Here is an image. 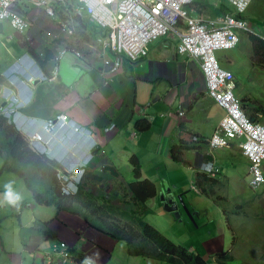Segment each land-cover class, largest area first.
Segmentation results:
<instances>
[{"label":"crops","instance_id":"1","mask_svg":"<svg viewBox=\"0 0 264 264\" xmlns=\"http://www.w3.org/2000/svg\"><path fill=\"white\" fill-rule=\"evenodd\" d=\"M223 4L228 6L226 2ZM263 11L264 0H254L247 12V17L256 21H251L250 25L257 31L262 28L258 22L264 26V16L260 15ZM207 14L209 13L206 12ZM36 19L41 22V18ZM8 26L0 24V73L12 69L26 52L24 36H18L11 29L7 32ZM32 36L36 46L54 49L49 43L44 45L40 42L39 45V36ZM100 36V30L93 27L78 32L74 47L82 56L66 54L59 63L55 81L28 85L26 93L31 100L24 109V114L40 121L66 114L77 124L95 132L99 152L94 158V170L96 177L101 178L102 182L86 180V192H99L109 206L121 207L122 194L126 193L125 185L135 181L130 160L136 157L141 164L142 179H148L156 186L155 197L146 203L149 211L145 221L158 229L157 222L163 223V218L167 223L173 224V227L181 225L184 226L185 233H191L192 228L186 226L188 222H179L163 210L160 198L163 191L171 192L174 196L188 193L183 197L194 208L198 224L196 231H199V237L205 239L209 229L206 226L207 216L204 209H212L209 203L213 202L191 188L195 175L204 163L211 162L218 169L221 174L218 178L226 181L224 186L227 197L235 195L252 199L261 195L264 187L257 192H246L249 189L248 161L241 155L236 142L229 149L213 151L211 157L208 156L210 153L207 145L201 142L195 146L197 149L185 151L181 161L175 162L171 159L172 147L181 142L184 145L189 144L192 136L206 140L224 116L223 110L207 96L197 63L177 54L178 37L168 36L150 44L146 59L137 64L123 62L119 72L113 74L104 64V59L110 54L97 43ZM238 47H243L244 51L250 48L251 53L248 52L242 62H247L253 73L264 77V68L255 55V43L243 35ZM231 58L226 61V67L234 73L239 91L242 87L237 75L241 74V69L238 60ZM248 93L245 92L244 95ZM3 96L1 88L0 100ZM255 100L262 103L256 98ZM180 111L184 112L182 117L178 115ZM140 121L148 123L147 130L137 129L136 124ZM107 129L110 131L107 132ZM71 145L73 144L69 146ZM81 147L82 145L74 149L81 150ZM63 157L70 164L79 159L80 154H74L72 149L66 147ZM229 170L231 173L226 174ZM88 186L93 187L91 192L88 191ZM114 196L118 202L113 201ZM196 204L201 210L196 209ZM213 209L221 220L215 230L218 244H223L222 250L235 248L240 238L236 240L237 244H233V233L229 229L225 213L217 206ZM256 209L259 210V215L256 218L258 222L255 236L251 240L252 245L264 244V205H258ZM237 215L234 213L231 218L228 217L232 222L238 219ZM152 216H157L158 221L149 219ZM226 239L231 240V243H227ZM109 245L112 246V243L109 242ZM247 245L241 243L240 249ZM118 249L121 255L127 257L122 248ZM216 250L214 247L208 252H220Z\"/></svg>","mask_w":264,"mask_h":264},{"label":"clouds","instance_id":"2","mask_svg":"<svg viewBox=\"0 0 264 264\" xmlns=\"http://www.w3.org/2000/svg\"><path fill=\"white\" fill-rule=\"evenodd\" d=\"M218 1H220V2L217 4L216 2H218ZM222 1L228 3V6L225 7V5L223 4ZM253 1L254 0H251L250 3L248 4V6L246 7V9L243 10L242 12H239L231 3L228 2V0H205L203 3H199V4H195V0H191L189 3L182 5V7H183L182 9L187 12V16L189 18H194V19H201L202 18L204 20L212 21L215 23L218 22L222 18V19H224L225 24L229 27L231 24H229L228 22L225 21V19L228 17V18L234 19V21L237 23L243 24V27H232L233 28L232 30L238 39L236 45L232 48H229V49L217 50L214 53L219 69L222 71L231 72L233 74L234 81H235L234 93L236 91H238V85H237L235 75L231 70H225L221 67V64H220L221 60L217 57L216 54L218 52H221V51H231V50L236 49L237 46L242 42L243 35L248 36V39L250 41H252V38H257L259 40L264 41V30H262V28H264V26L262 24H260V22H258V24L262 28H259V31L255 30L250 25L252 20H250L247 17V12L249 10L250 5L253 3ZM205 3L207 4V6H204ZM13 7H14L15 13L28 23L27 30L23 33H19L11 26L9 21L0 20V24H7V26L9 25L8 27H10V29L15 34H17L18 36H21V37L24 36V38H25L24 44L26 46V52L23 56H21L19 58L20 59L19 62L16 65H14L12 69H10L4 73L1 72L2 79L0 82V90L2 88L4 96L0 100V116L3 117L9 125H11V128L15 132V134L18 137H20L23 141L26 142V144L28 145V148L31 152H33L35 155H37L43 161L54 166L56 178L60 182V189H61L62 194L65 197L75 196L77 194L79 188H84V191H86L85 190V182L83 179L85 176V170L89 167L90 164L95 165L94 164V158H95V155L99 152V148H97L98 147V141L95 137V132L89 128H86L82 125L77 124L75 121L71 120V118H69V116H67L66 114H59V115L53 116L47 120L40 121V120H37L35 118L27 117L23 111L30 104V100H31L30 99L31 97L28 95V93H26V88L28 85H35L36 83H39V82L47 83V82L55 81L57 79V76H58L59 63H60L61 59L66 54L73 53L76 56H79V57L82 56L81 52H79L74 47V42L76 39V35H75L76 26L75 25H77L76 24L77 22H76V19L74 18V16L86 18L88 20V23L90 25H92L93 28L99 29L100 32H105L104 36H100V38H98L97 43L101 46V48L105 52H108L110 54L109 57L104 59L105 60L104 64L106 66H108V68L111 70V72L113 74L119 72V70L122 67L123 62H128L130 64H137L138 62L146 59L149 55V49L148 48H149L150 44H152V43H154V42H156L159 39L164 38V37H168V36L178 37V44L176 46L177 54L181 55V56H186V57L192 59L193 61H195L197 63V65L199 66V70L201 72V75L203 77V82L205 85V92H206L207 96L210 99H212L215 102V104L219 108H221L224 112L223 118L218 123V125L215 128V130L213 131L212 135L219 128L221 121L226 117V114H227L226 110L224 108H222L217 103V101L210 96L208 89H207L204 74L202 72L201 66L198 63V61L194 60L192 57H189L187 54L179 53L178 49H179V46L181 45V38H180V35L178 33L170 32V33H167L165 35L158 36L157 38L151 40L144 47L145 55L138 57L136 59V61H132V60L126 58L125 56H121L120 64H119L118 68H115V65H113V64L115 63L116 56L114 55L113 52L110 51V49L108 47H105V45H104V44H106V42L109 43V38H108L109 30L106 28H102L101 26H99L95 23L90 22L89 16L86 13H83V14L76 13V7L77 6H76L75 0H67L64 5H55V6L53 5L52 7L54 9V14L52 16H50L46 13V11H45L46 7H43L42 9L35 8L31 3H28L26 1L17 2V3H15V5ZM56 7L63 8L65 12H67V11L71 12V14L68 15V18L65 21L60 20L55 15ZM211 8L213 9V11L211 10ZM206 12L209 13V14H207L209 16L206 15ZM213 12H217V13L214 14ZM29 15L33 16L34 18H41V23H43V24H47L48 22H52V23H55L58 25L57 31L54 34L55 36L52 38V41L54 43H56L58 45L59 44L62 45V46L59 45L60 47L58 50H55V48L50 49L48 47H43V48H41L40 46H38L39 48L36 47L35 42L33 41V36H32L33 32L30 31V29H31V21H30L31 19L30 18L31 17ZM34 18H33V20H34ZM178 21L179 22L177 24L176 29H178V31L181 32V30L184 29V26H185L184 22L185 21H183L182 19H179ZM252 22L256 23V21H252ZM65 29H66V31H65ZM67 29L72 30L73 33L71 35H69L67 33ZM88 29H90V28H88ZM29 31H30V35H28ZM38 36L40 39L39 45L41 42L44 45L49 43L51 46H53L52 41H47V40H43L40 38L41 36H43L46 39H50L48 37H45L43 33H38ZM61 38H62V40H61ZM45 50H49L52 54V59L47 63H43ZM234 97L238 101L240 109H241L242 113L244 114V116L248 119V121L252 124H258L264 128V125H263L264 122H260L258 120H255V116H254L256 113L261 114L260 110L259 111L258 110H251L250 111L249 110V109H257L256 102H253V103H251V105H249L250 102H247V99H245V98H240V94H239L238 98L236 97L235 94H234ZM243 100H246V102L243 103ZM254 111H255V113L253 114ZM248 113L251 116H253V118H254L253 121L250 120ZM178 115L180 117H182L184 115V112L180 111L178 113ZM59 116L64 117L65 120L64 121H58L56 126L52 130V132H49V131L46 132L44 130V126L46 125V123H48L50 121L56 122L57 118ZM109 131L110 130L107 129V132H109ZM34 133L42 134L44 141H45V148L44 149L39 148L38 146H36L32 142L30 136ZM212 135L209 138H207L206 140H202L198 136H192L189 144L184 145L181 142L179 145H176V146L177 147L185 146L186 148H190V149H184L183 148L184 150H182V151L184 153L185 151H188V150L191 151L193 149H197V147H195V146H198L201 142H204L207 145L208 151L210 153L208 156L211 157L213 151L221 150V149H229V148H231V145L233 142H237L238 149L240 150L241 155L248 161V159L242 154L241 149L239 148V144L244 141L243 138H234V139L230 140L228 148L212 149L210 147V144H209V141H210V138L212 137ZM70 144H73V145L69 146ZM80 145H82L81 150L80 149H74V147H78ZM66 147H69L70 149H72L74 154L79 153L80 158L75 159L73 163L67 164L69 162L65 161V159L63 157L65 154V148ZM174 147H172V148H174ZM172 148L170 149V156H171ZM183 153L179 156L178 160H174V159H172V157H171V159L175 162H179L182 159ZM0 158H3V164H2V167L0 169V175L8 174V175H13V176L21 179L17 174H15V172H13V171L8 172V171L4 170L5 165L9 164V159H7V151L0 149ZM130 165L132 166L131 160H130ZM249 168H250V163L248 161V187L251 191L257 192L264 187V184H263V186H261L258 189H255V190L250 187V185H249V180H250ZM75 171H77V173H75ZM141 171H142V169H141ZM200 174L207 175L210 178L217 180L218 184L221 181L218 178L219 176H221V174L218 173V169H216L214 167L213 163H211V162L204 163L203 166L201 167V170L199 171V173H197L195 175L193 187L191 186V188L194 191H198L206 199L212 201L213 205L217 206L219 209H221L222 212L225 213V217L227 218V223L229 225V229L233 233L232 222L230 221L229 217L231 218L234 215V213L239 214L238 212H241V210H239V209L233 210V211L229 210L230 212H228L227 211L228 209L226 207V201H223V204H222L220 199L215 196L217 194V191H216L217 186L212 190L211 197L205 196L202 193L201 189L197 186V183H196L197 176ZM263 175H264V165H263ZM141 179H142V176H141ZM43 181L44 180L41 179V177L37 176L36 173H33L31 178H30L31 184H33V183L37 184L38 182L43 183ZM23 182H24L26 191L29 193V195L31 197L32 202L34 203V205L36 207H39V209H41L43 211L45 218L47 216H49L51 219L53 218L54 221L60 222L59 214H67L69 216L81 219L83 221V223L87 226L84 217L81 216L80 214L68 213V212H65L62 210L58 211V209L54 205L38 204L35 201V199L33 198L32 193L27 189V185L25 184V181H23ZM155 195H156V193H155ZM154 197L155 196L151 197V199H153ZM178 197L181 198L182 204L180 203ZM184 197L183 196H174L171 192H167V191L166 192L163 191V193L160 197L162 202H163V210L167 214L171 215L174 219H178L179 222H181L182 220H183L182 222H188L187 219L185 218L184 213H183L184 211L192 219V214L186 206L187 203H186ZM6 198L9 200V202L15 203L17 200H19L20 197H19V194H14L11 191H9L6 193ZM149 200H147L144 204V208L146 211V214L144 215V220H145V217L149 211V208L146 205V203ZM35 206H33V207L35 208ZM78 207L80 208V205ZM121 208H123V205ZM8 210H9V215L3 221H0L1 226H3L5 224V221L7 219L15 217V218H18V220H19L21 230H24L26 224L24 223V226H23V224L21 222V216H22L23 212L25 211V205L19 204L17 207H11L10 206ZM53 210L56 211L55 216H54ZM80 213L84 214L85 210L84 211L80 210ZM195 217H196V213H195ZM62 223H65V222L63 221ZM1 226H0V233L2 231ZM150 226L153 227L155 231L159 232L160 235L165 236L163 233H161L154 226H152V225H150ZM30 228H33V229L37 230V232L41 233L38 235V237L37 236L34 237V247L30 248L32 250L29 251V248H27V254H32V256H26L25 257V255H24V259H26L31 264H86L85 253H82V252L78 251L77 249L71 247V245H69V243L64 241L62 238H60L54 242L49 241L47 243L48 246L47 247L44 246L45 240L48 238H43V236L45 234L49 233V230L46 227V224L41 223L40 225H37L36 223H34L33 226ZM89 229H91V228H89ZM69 230H72V232L75 235H79L80 231L82 229L77 228V229H69ZM98 234H100V233H98ZM100 235H102V234H100ZM105 237H108V236H105ZM165 237L167 239H169L167 236H165ZM108 238H110V237H108ZM233 239H234V236H233ZM237 239H239V237L236 235V240ZM111 240H113V239H111ZM169 240L174 245L179 246L181 248L183 247L184 249H186V251L189 254L197 255L200 259H202L207 264H256V262H257V260L254 257L248 258L251 261V263H248L245 259H243L239 255L240 253L238 254L237 251L235 250V248H237L238 245H236L235 248H228V249L220 250V252H217V253H214L215 251H212V252L209 251L208 252L209 260L206 261L204 258L201 257V254L198 253L197 251L195 253L193 250H188L185 247V245L175 243L171 239H169ZM113 241H114V244H113L114 248L113 249L115 250L116 248L117 249L122 248L124 250L126 256L130 258L131 263H134V260H136L138 263V261H139L138 259H141L142 264H145L147 261L148 262H154L155 264H169V263H165L162 261L144 259V258H141L139 256L131 257L126 252V248H128L126 242H124V241L118 242L115 240H113ZM115 242H117V243H115ZM132 244L135 245V239L134 238L132 239ZM218 245L219 244H217L214 247H217ZM220 246H223V244H220ZM244 249H245V247L240 249L242 256H246V255L251 256V254H249V253L244 254L243 253ZM0 251L3 253H5L7 251L3 241L1 242ZM216 251H218V250H216ZM141 263L139 262V264H141Z\"/></svg>","mask_w":264,"mask_h":264},{"label":"built area","instance_id":"3","mask_svg":"<svg viewBox=\"0 0 264 264\" xmlns=\"http://www.w3.org/2000/svg\"><path fill=\"white\" fill-rule=\"evenodd\" d=\"M21 1L31 3L39 9L46 7V13L52 16V6L64 5L67 0H0V20L9 21L19 33L28 28V23L14 11L15 3ZM75 1L76 13H86L90 22L109 30V43L104 45L116 56L113 64L115 68H118L121 56L136 61L138 57L145 55L144 47L151 40L170 32L178 33L181 38L179 53L187 54L198 61L210 96L227 112L210 138V147L228 148L230 140L243 138L239 148L250 163L249 185L254 190L263 186L264 128L250 123L244 116L234 97V76L231 72L219 69L214 55L217 50L229 49L236 45L238 39L232 27H243V24L228 17L225 21L231 24L229 27L222 18L216 23L202 18H189L182 5L191 0ZM250 1L228 0L239 12L245 10ZM179 19L185 21L181 32L176 29ZM67 33L71 35L73 32L67 29ZM64 120V117L59 116L56 122L46 123L44 130L52 132L57 122ZM30 138L36 146L45 148L42 134L34 133Z\"/></svg>","mask_w":264,"mask_h":264},{"label":"rangeland","instance_id":"4","mask_svg":"<svg viewBox=\"0 0 264 264\" xmlns=\"http://www.w3.org/2000/svg\"><path fill=\"white\" fill-rule=\"evenodd\" d=\"M260 15L264 16V11L260 13ZM260 15H258L260 17ZM31 20V29L34 35H38V33H43L45 37L50 39H46L43 36L40 38L47 41H52V38L55 36V32L57 31L58 25L52 22H48L47 24L41 23L38 19L30 18ZM77 24V23H76ZM76 26V25H75ZM6 31H10V27H6ZM30 31L28 35H30ZM17 39V37H15ZM78 39H76L77 41ZM52 45L55 50H58L60 46L52 41ZM39 48L38 46H36ZM251 53L250 48L244 51L243 47H238L231 51H221L216 55L220 57L222 61L220 62L221 67L225 70H228L226 67L227 60H231L235 58L238 60L241 74H238L239 83L241 84L242 89H239V92L236 91L234 94L236 97L243 95V98L247 99V102L251 103L256 102L257 109H249L251 110H260L261 114H255L257 120H262L264 122V77L256 72H252L249 67V64L243 63L242 59L246 57L247 53ZM234 60V59H233ZM230 70V69H229ZM245 92H249L244 95ZM260 93V94H258ZM256 96H255V95ZM258 99L262 102V104L255 100ZM255 111L253 112V114ZM264 125V123H263ZM237 143V142H236ZM3 164V158H0V169ZM229 170L226 174H230ZM220 180V179H219ZM231 180V179H228ZM225 182H221L217 185L215 195L220 199L223 204V201H226V207L228 210H241L238 212L236 218L237 220L232 221L233 228V244L236 243V235L240 238L238 247L235 248L237 253L245 259L248 263L251 261L248 259L249 257L255 258L257 260L256 264H264V244H251L252 238L255 236L256 223L258 222L256 218L259 215V210L257 211L256 207L259 205H264V190L260 192L261 195L255 196L252 199L243 198V196H235L233 192H230L234 195V197L225 196L226 188L224 186ZM7 186V187H6ZM93 187L88 186V191H92ZM11 191L14 194H19V200L15 203L9 202L6 198V193ZM246 192H252L249 189H246ZM186 194H182L187 195ZM177 195V194H176ZM115 197V196H114ZM180 203L182 204L181 198L178 197ZM114 202H118L117 198L113 199ZM19 204L25 205V211L21 216V222L24 226L26 224L24 230H21L18 218L12 217L5 221V224L2 227V231L0 233V249L1 242L3 241L5 248L7 251L3 253L0 251V264H27V260L24 259L23 253L27 254V248L29 251L32 250L30 248L34 247V237H38L39 232L37 230L30 228L34 223L40 225L41 223L46 224V227L49 230L48 234H45L43 238H48L45 240L44 246H48L47 243L49 241H57L62 238L64 241L68 242L71 247L77 249L78 251L85 253L86 255V264H139L131 263L130 259L121 255V251L119 249H113L114 241L104 235H100L95 231L89 229L81 219L69 216L67 214H59L60 222H56L51 219L49 216L45 218L43 211L36 207L31 200L29 193L26 191L23 180L13 176V175H0V221H3L9 215V207H17ZM212 206V209H204L207 221L206 226L208 227V232L205 239L199 237L198 224L195 218L194 208L187 205V208L192 214V219L185 213V218L188 223L186 226L192 228L191 233H185L184 226L174 225L171 223H167L165 219L162 218V222L158 221L157 216H152L149 219L153 221H158L159 228L158 230L171 239L173 242L185 245L188 250H193L201 254V257L206 261L209 260L208 250L212 249L214 246L218 244V237L216 235V226L221 223L220 218L217 216L213 208H216L215 205L209 203ZM7 208H5V207ZM35 206V208L33 207ZM122 207V205H120ZM196 209L199 211L201 207L196 204ZM54 216L56 211H54ZM65 223H62V222ZM151 225V224H150ZM153 226V225H152ZM173 227V228H172ZM81 228L79 235H75L72 230L69 229H77ZM195 229V231L193 230ZM203 236H205L203 234ZM189 240V241H188ZM231 240H227V243H231ZM109 242L112 243V246L109 245ZM241 243L247 245L243 251L244 254H251V256L246 255L242 256L240 251ZM217 250H222L223 246L218 245L216 247ZM120 257H119V256ZM138 262H141V259H138ZM137 262V261H136ZM142 264V263H141ZM145 264H155L154 262H146Z\"/></svg>","mask_w":264,"mask_h":264},{"label":"trees","instance_id":"5","mask_svg":"<svg viewBox=\"0 0 264 264\" xmlns=\"http://www.w3.org/2000/svg\"><path fill=\"white\" fill-rule=\"evenodd\" d=\"M205 0H195V4L203 3ZM204 6H207L205 3ZM213 11V9L211 8ZM216 14L217 12H213ZM71 12H65L63 8L56 7L55 15L62 21H65ZM76 19L77 36L79 31L88 30L92 27L88 20L84 17L74 16ZM105 32H100L104 36ZM62 40V38H61ZM255 43L254 51L261 65L264 68V41L252 38ZM62 42V41H61ZM52 59L49 50H45L43 63H47ZM2 76L0 73V82ZM246 100H243L245 103ZM250 120L253 116L248 113ZM138 130H147L148 123L140 121L136 124ZM185 146H175L171 150V157L178 160L183 153ZM0 149L7 151V159L4 170L13 171L17 174L25 184L27 189L32 193L33 198L41 205H54L58 211L80 214L84 217L86 224L93 231L108 236L118 242H126V252L131 257L139 256L144 259L162 261L169 264H207L197 255L189 254L186 249L174 245L165 236L155 231L145 220L146 214L144 204L151 197L155 196L156 186L147 179H141V164L136 157L131 159L133 167V175L135 181L126 184V193L122 194L121 199L123 208L109 206L108 201L99 192L91 194L79 188L77 194L73 197H65L60 189V182L56 178L55 168L53 165L43 161L28 148V145L12 130L6 120L0 116ZM33 173L43 179V183H30ZM84 182L86 180H94L95 183H101V178L95 175L94 165L90 164L85 170ZM197 186L202 193L211 197L212 190L217 186L218 181L207 175L200 174L196 180ZM103 185V184H102ZM80 205V208L78 207ZM80 210H85L84 214ZM135 239V245L132 239ZM117 243V242H115ZM32 256V254H25Z\"/></svg>","mask_w":264,"mask_h":264}]
</instances>
